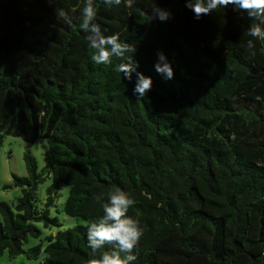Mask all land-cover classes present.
<instances>
[{
  "label": "trees",
  "instance_id": "16d2710c",
  "mask_svg": "<svg viewBox=\"0 0 264 264\" xmlns=\"http://www.w3.org/2000/svg\"><path fill=\"white\" fill-rule=\"evenodd\" d=\"M84 3L0 0V147L6 135L42 140L46 160L39 169L25 152L26 174L3 184L20 194L0 201V256L40 264L99 259L87 225L119 188L134 199L128 215L144 232L132 264H264V40L247 34L258 21L233 5L197 20L186 0L131 7L94 0L102 33L134 47L128 55L137 71L153 80L138 98L136 72L129 82L116 70L126 60L92 61L80 27ZM156 6L173 18L149 24ZM59 9L71 23L57 17ZM158 51L173 79L155 71ZM47 178L39 205L37 187ZM62 185V211L86 223L25 248L40 236L36 223L61 227L50 207Z\"/></svg>",
  "mask_w": 264,
  "mask_h": 264
},
{
  "label": "clouds",
  "instance_id": "9594fccd",
  "mask_svg": "<svg viewBox=\"0 0 264 264\" xmlns=\"http://www.w3.org/2000/svg\"><path fill=\"white\" fill-rule=\"evenodd\" d=\"M122 0H103L107 6L120 5ZM133 0H126L127 6L131 7ZM233 5L235 9L247 13L248 17L258 21L248 29L250 37L264 40V0H186V8L194 13L195 19L199 20L203 16L211 15L218 8L226 9ZM58 18L71 23L68 13L63 9L56 11ZM147 22L150 24L154 20L167 22L172 19V13L169 10L158 6L153 7L151 13L146 14ZM81 29L88 33L87 40L90 47L95 50L91 56L92 61L97 64L110 65L112 57H117L122 62L117 66V71L124 74L129 82L132 81V73L136 72V82L133 88V94L138 98H143L153 88V80L150 76H145L137 71L139 65L128 55L135 53L136 49L128 43L120 42L118 34L105 36L101 31V26L95 22L96 9L94 0H85L81 12ZM247 48H255L253 40H248ZM158 60L154 69L158 74L163 75L166 80L174 78V69L163 51L157 52ZM101 200L100 196L96 198ZM135 201L130 194L116 188L108 194L107 202L103 203V216L97 222H91L87 225L88 247L95 252H101L99 259H92L88 264H132L137 260L134 250L138 247L140 239L144 232L140 227L139 221L128 215L129 209ZM111 245L112 251H101L106 246ZM123 254V255H121Z\"/></svg>",
  "mask_w": 264,
  "mask_h": 264
},
{
  "label": "rangeland",
  "instance_id": "374dc122",
  "mask_svg": "<svg viewBox=\"0 0 264 264\" xmlns=\"http://www.w3.org/2000/svg\"><path fill=\"white\" fill-rule=\"evenodd\" d=\"M45 144L44 141L26 142L19 137L6 135L3 138L2 146L0 147V201L6 200L8 202L15 201V198L20 194V187L11 186L3 188L4 183L12 182V174L19 176L26 174L23 154L30 152L34 155L37 166L41 169L45 164ZM51 180L46 179L37 187V195L39 198L38 204L42 205L46 200V187ZM67 188L62 185L59 188V196L56 198L55 205L50 207V215L56 216L61 222V227L50 226L44 227L42 223H36L40 228L41 233L39 237H29L27 243L24 245L28 248L39 242V239L48 234H55L59 229H66L77 224H85L86 221L66 215L62 211L63 202L67 196ZM0 264H40L39 259H27L24 254H20L15 258H10L6 252L0 256Z\"/></svg>",
  "mask_w": 264,
  "mask_h": 264
}]
</instances>
